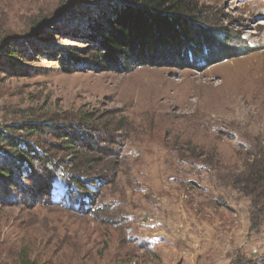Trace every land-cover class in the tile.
<instances>
[{
	"label": "rangeland",
	"instance_id": "1",
	"mask_svg": "<svg viewBox=\"0 0 264 264\" xmlns=\"http://www.w3.org/2000/svg\"><path fill=\"white\" fill-rule=\"evenodd\" d=\"M95 1L0 0V131L87 113L125 142L117 182L94 188L103 205L97 217L61 179L51 204L24 192L23 181L14 191L0 186V264H16L22 247L57 264H238L264 257V219L253 222V200L230 178L264 153V0H195L204 19L252 49L202 73L65 74L32 58L35 50L27 60L6 59L5 49L15 45L53 51L69 44L66 30L60 38L49 29H65L63 22ZM75 3L85 5L44 23ZM246 74L244 84L232 81Z\"/></svg>",
	"mask_w": 264,
	"mask_h": 264
},
{
	"label": "trees",
	"instance_id": "2",
	"mask_svg": "<svg viewBox=\"0 0 264 264\" xmlns=\"http://www.w3.org/2000/svg\"><path fill=\"white\" fill-rule=\"evenodd\" d=\"M84 5L71 4L65 10H70L68 14L44 23L65 19ZM205 14L195 0H96L75 13L77 17L72 22L71 19L63 22L65 29H49V33L60 38L64 35L59 32L66 30L69 44L57 45L53 51L39 45L24 48L15 45V49H5L11 52L6 59L11 63L20 58L27 60L35 50L36 56L32 58L41 56L54 62L65 74L84 71L130 74L141 68L202 73L252 51L242 47L241 36L209 23ZM98 121L95 115L86 113L79 119L62 122L38 119L3 129L0 186L14 191L23 181L24 192L39 204H51L53 184L61 179L72 199L90 202L94 209L90 215L97 217L103 205L94 188L99 185L101 191L117 182L125 148L124 137L103 128ZM125 125L121 121L122 128L118 131ZM47 138L53 141H44ZM230 178L237 191L253 200V222L264 219V153L248 163L242 173L231 174ZM1 196L6 197V193L1 191ZM32 254L33 249L22 247L16 264H57L52 258L42 262L40 252ZM238 264H264V257Z\"/></svg>",
	"mask_w": 264,
	"mask_h": 264
},
{
	"label": "bare ground",
	"instance_id": "3",
	"mask_svg": "<svg viewBox=\"0 0 264 264\" xmlns=\"http://www.w3.org/2000/svg\"><path fill=\"white\" fill-rule=\"evenodd\" d=\"M261 65L262 66H264V64L263 63H261ZM260 67V66H259ZM259 69H261V67L259 68ZM262 70V69H261ZM264 71V70H263ZM242 73L244 72V71H241ZM237 73H239V72H237ZM240 74V73H239ZM232 75V74H231ZM233 76V75H232ZM231 76V77H232ZM234 79L232 80V81H237L238 83H239V85H241V84H244V79H245V77H249L247 74H246V76H241V75H239L238 77V79L237 80H235L236 79V75H234ZM250 78V77H249ZM256 81V83L254 82V84H260L259 82H261V79H260V81L258 80V79H255ZM251 83V82H250ZM250 83L248 84V85H250ZM246 84V83H245ZM249 87V86H248ZM253 93H254V91H253ZM263 102H264V100H262ZM250 104V103H249ZM259 105V103H254V106L256 107V106H258ZM58 198H60V196L63 194V188L62 187H58Z\"/></svg>",
	"mask_w": 264,
	"mask_h": 264
}]
</instances>
